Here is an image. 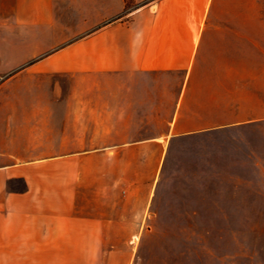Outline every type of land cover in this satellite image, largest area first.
I'll return each instance as SVG.
<instances>
[{
	"label": "crops",
	"instance_id": "1",
	"mask_svg": "<svg viewBox=\"0 0 264 264\" xmlns=\"http://www.w3.org/2000/svg\"><path fill=\"white\" fill-rule=\"evenodd\" d=\"M262 120L264 0H0V254L129 264L176 144Z\"/></svg>",
	"mask_w": 264,
	"mask_h": 264
},
{
	"label": "rangeland",
	"instance_id": "2",
	"mask_svg": "<svg viewBox=\"0 0 264 264\" xmlns=\"http://www.w3.org/2000/svg\"><path fill=\"white\" fill-rule=\"evenodd\" d=\"M133 5L136 0H128ZM170 154V169L140 230L111 233L122 244L116 258L129 264H264V120L200 133ZM89 242L79 245L76 237L74 246L44 249L32 262L0 254V264H97L95 256L115 249L95 247L93 236Z\"/></svg>",
	"mask_w": 264,
	"mask_h": 264
}]
</instances>
